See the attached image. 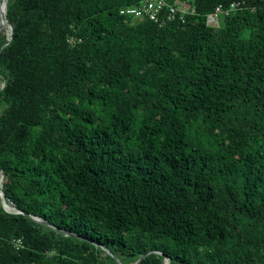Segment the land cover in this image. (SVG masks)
Listing matches in <instances>:
<instances>
[{
	"label": "trees",
	"instance_id": "obj_1",
	"mask_svg": "<svg viewBox=\"0 0 264 264\" xmlns=\"http://www.w3.org/2000/svg\"><path fill=\"white\" fill-rule=\"evenodd\" d=\"M139 1L7 0L0 264H264V0Z\"/></svg>",
	"mask_w": 264,
	"mask_h": 264
},
{
	"label": "built area",
	"instance_id": "obj_2",
	"mask_svg": "<svg viewBox=\"0 0 264 264\" xmlns=\"http://www.w3.org/2000/svg\"><path fill=\"white\" fill-rule=\"evenodd\" d=\"M243 5V1H235L224 7L217 5L214 9L205 15V22L207 25L217 28L222 16L229 14L230 12L240 9ZM193 9H189L188 5H177L175 3L168 2L167 0H140L137 4L123 6L119 9V13L132 20H149L157 23L159 26L165 25L168 21L174 19L184 20L187 13H192ZM20 241H16V245L19 246ZM159 255H162L160 251H154ZM164 264H168L169 260L164 256Z\"/></svg>",
	"mask_w": 264,
	"mask_h": 264
},
{
	"label": "water",
	"instance_id": "obj_3",
	"mask_svg": "<svg viewBox=\"0 0 264 264\" xmlns=\"http://www.w3.org/2000/svg\"><path fill=\"white\" fill-rule=\"evenodd\" d=\"M9 27H10V29H11V26H10V25H9ZM9 38H10V37H9ZM1 181H2V175H0V196H1V198H2V201H5L7 204L11 205L12 211H14V212H20L19 208H18V207L12 202V201H10L9 199H5V198H4V192H3V190H2ZM2 206H3V208H4L6 211H10V210L6 209V208L4 207L3 204H2ZM12 211H11V212H12ZM31 217H32L33 219H35L36 221H41V222H44L45 224H48V225L54 227L53 225L49 224L47 221L40 220L39 218H35V217H33V216H31ZM67 234H72V233L67 232ZM148 253H149V252H146V253L142 254L141 256H139V258L136 259L132 264H138V263L140 262V260H141L146 254H148ZM114 258H115V260H116L119 264H122V263L119 261L118 258H116V257H114ZM166 259L169 260V257L166 256ZM164 262H165V260H164V257H163V264H164Z\"/></svg>",
	"mask_w": 264,
	"mask_h": 264
},
{
	"label": "bare ground",
	"instance_id": "obj_4",
	"mask_svg": "<svg viewBox=\"0 0 264 264\" xmlns=\"http://www.w3.org/2000/svg\"><path fill=\"white\" fill-rule=\"evenodd\" d=\"M6 3L7 0H0V22H1V28L4 26L5 23V17H6ZM2 204L4 207L8 210H12L11 205L7 204L5 201H2Z\"/></svg>",
	"mask_w": 264,
	"mask_h": 264
},
{
	"label": "rangeland",
	"instance_id": "obj_5",
	"mask_svg": "<svg viewBox=\"0 0 264 264\" xmlns=\"http://www.w3.org/2000/svg\"><path fill=\"white\" fill-rule=\"evenodd\" d=\"M2 30H4V31H5V33L8 35V33H9V32H7V30H6V29H2ZM2 30H1V31H2ZM1 31H0V32H1ZM0 87H1V85H0ZM0 204L2 205V198H1V196H0ZM10 211H12V210H10Z\"/></svg>",
	"mask_w": 264,
	"mask_h": 264
}]
</instances>
